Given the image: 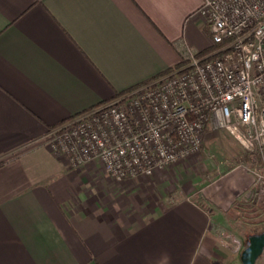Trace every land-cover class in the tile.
<instances>
[{
	"label": "crops",
	"instance_id": "crops-1",
	"mask_svg": "<svg viewBox=\"0 0 264 264\" xmlns=\"http://www.w3.org/2000/svg\"><path fill=\"white\" fill-rule=\"evenodd\" d=\"M201 2L0 0V264H238L223 238L229 221L211 218L252 183L244 166L199 190L205 209L188 189L170 203L106 193V174L38 143L176 67L188 48L211 49Z\"/></svg>",
	"mask_w": 264,
	"mask_h": 264
},
{
	"label": "built area",
	"instance_id": "built-area-1",
	"mask_svg": "<svg viewBox=\"0 0 264 264\" xmlns=\"http://www.w3.org/2000/svg\"><path fill=\"white\" fill-rule=\"evenodd\" d=\"M212 50L50 129L48 149L72 167L97 163L113 181L150 177L204 151L210 127L247 154L251 190L264 183V0H202Z\"/></svg>",
	"mask_w": 264,
	"mask_h": 264
},
{
	"label": "rangeland",
	"instance_id": "rangeland-1",
	"mask_svg": "<svg viewBox=\"0 0 264 264\" xmlns=\"http://www.w3.org/2000/svg\"><path fill=\"white\" fill-rule=\"evenodd\" d=\"M202 140L204 151L177 161L150 177L142 176L125 181H114L115 183L109 185L104 184V192L107 193L108 189L109 191L111 189L114 194L116 192L124 195H129L132 192L143 193V195L141 194L142 199L150 196L153 202L163 197L170 203L177 194L183 193V189H188L191 193L197 192L192 199L199 198V203L208 209L211 204L202 198L199 190L215 176L223 175L224 172L232 168L245 167L247 154L244 153L245 149L240 143L225 129L208 127L203 133ZM38 143H42L48 148L46 138ZM54 154L69 164L65 156ZM73 169L85 172L90 176L105 174L95 162ZM251 178L253 181V176ZM252 183L235 197L226 210L222 211L223 216L218 218L213 213L211 218V221H229L223 238L227 241L229 253L235 257L238 264L239 255L248 243V236L264 231V183L259 185L258 190L254 188L250 191ZM255 264H264V250L256 259Z\"/></svg>",
	"mask_w": 264,
	"mask_h": 264
},
{
	"label": "water",
	"instance_id": "water-1",
	"mask_svg": "<svg viewBox=\"0 0 264 264\" xmlns=\"http://www.w3.org/2000/svg\"><path fill=\"white\" fill-rule=\"evenodd\" d=\"M264 250V231L249 236L247 245L240 253L242 264H255L256 259Z\"/></svg>",
	"mask_w": 264,
	"mask_h": 264
},
{
	"label": "trees",
	"instance_id": "trees-1",
	"mask_svg": "<svg viewBox=\"0 0 264 264\" xmlns=\"http://www.w3.org/2000/svg\"><path fill=\"white\" fill-rule=\"evenodd\" d=\"M211 50H212V48L209 49V50H207V51L204 52V53H201V55H204L205 53H208V52L211 51ZM1 163H2V161H0V165H1ZM261 232H263V231L257 232V233H255V234H259V233H261Z\"/></svg>",
	"mask_w": 264,
	"mask_h": 264
}]
</instances>
